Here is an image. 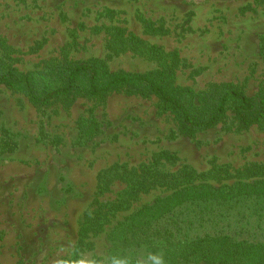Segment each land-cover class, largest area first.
Returning <instances> with one entry per match:
<instances>
[{"label": "rangeland", "instance_id": "obj_1", "mask_svg": "<svg viewBox=\"0 0 264 264\" xmlns=\"http://www.w3.org/2000/svg\"><path fill=\"white\" fill-rule=\"evenodd\" d=\"M76 61L103 81L148 74L203 118L220 88L264 89V0H0V68L44 91ZM238 182L264 183V119L244 128L227 109L187 132L140 85L91 95L82 81L38 104L0 84V264L113 252L111 234L142 207Z\"/></svg>", "mask_w": 264, "mask_h": 264}, {"label": "trees", "instance_id": "obj_2", "mask_svg": "<svg viewBox=\"0 0 264 264\" xmlns=\"http://www.w3.org/2000/svg\"><path fill=\"white\" fill-rule=\"evenodd\" d=\"M63 67L59 81L44 91L35 88L30 74L13 68H0V84L19 87L38 104L69 94L82 81L91 95L122 84L140 85L169 104L187 132L214 126L227 109L244 128L264 119V89L251 98L236 88H220L205 116L198 118L185 98L148 74L115 73L103 81L104 73L93 63L76 61ZM233 186L188 184L142 207L111 234L112 251H135L141 264H147L144 254L157 251L152 245L158 241L166 264H264V183Z\"/></svg>", "mask_w": 264, "mask_h": 264}, {"label": "clouds", "instance_id": "obj_3", "mask_svg": "<svg viewBox=\"0 0 264 264\" xmlns=\"http://www.w3.org/2000/svg\"><path fill=\"white\" fill-rule=\"evenodd\" d=\"M152 247L157 251L144 254L147 264H166L165 255L160 249V242H154ZM140 254L135 251L92 252L88 253L78 246H73L69 255L57 258L54 264H141Z\"/></svg>", "mask_w": 264, "mask_h": 264}]
</instances>
